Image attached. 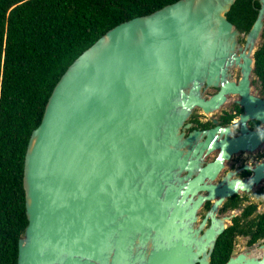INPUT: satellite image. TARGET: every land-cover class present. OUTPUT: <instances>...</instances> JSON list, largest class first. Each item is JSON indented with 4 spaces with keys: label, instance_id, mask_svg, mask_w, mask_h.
<instances>
[{
    "label": "water",
    "instance_id": "95a60500",
    "mask_svg": "<svg viewBox=\"0 0 264 264\" xmlns=\"http://www.w3.org/2000/svg\"><path fill=\"white\" fill-rule=\"evenodd\" d=\"M236 1L178 0L116 25L68 66L26 147L17 264H209L225 227L217 208L264 180L261 162L250 186L215 183L234 155L264 148V98L251 93L264 0L246 34L227 20ZM229 95L240 97L239 134L216 122L186 133L195 109L211 115Z\"/></svg>",
    "mask_w": 264,
    "mask_h": 264
},
{
    "label": "trees",
    "instance_id": "16d2710c",
    "mask_svg": "<svg viewBox=\"0 0 264 264\" xmlns=\"http://www.w3.org/2000/svg\"><path fill=\"white\" fill-rule=\"evenodd\" d=\"M178 0H0V264H17L27 226L23 163L31 132L68 66L116 25ZM259 3L237 0L227 20L246 34ZM263 43L254 76L264 95Z\"/></svg>",
    "mask_w": 264,
    "mask_h": 264
},
{
    "label": "flooded vegetation",
    "instance_id": "af4514ba",
    "mask_svg": "<svg viewBox=\"0 0 264 264\" xmlns=\"http://www.w3.org/2000/svg\"><path fill=\"white\" fill-rule=\"evenodd\" d=\"M231 78L235 83L240 79L238 70L231 71ZM259 84V83H258ZM252 86V82H251ZM260 87V86H259ZM219 88H210L206 91L207 97H211L218 93ZM254 91L252 90L251 93ZM261 92V88H260ZM258 95L264 98L262 92ZM240 97L238 95L227 96L226 102L211 115H205L200 109H195L185 124H190V128L186 130L189 133L193 130L206 131L215 128L217 125L221 127H229L236 134L240 132V125L237 118L243 114V109L239 105ZM217 114L216 116H214ZM247 126L250 130H255L259 127V123L248 121ZM235 129V131H234ZM239 152L230 160L226 161L224 168L219 173L215 183H219L223 178L227 177L229 169L231 172L238 174L242 180H250L254 176L253 171H248L247 164L251 160L252 166L255 167L261 162H264V153L262 157L256 156L257 152ZM214 153L216 155L212 160L209 157ZM218 151H214L208 157L206 162L215 161ZM236 157L237 162L232 166H228L233 158ZM246 158H249L248 160ZM264 180L259 182V185L253 186L249 192H240L234 194L224 200L217 208L214 219L217 221L224 220V230L218 236L213 252L211 253L209 264H226L231 259L243 257L244 259H261L264 255ZM214 201H206L199 213L200 222L205 220V228L208 229L212 225V217L208 215ZM204 230L201 232L203 233Z\"/></svg>",
    "mask_w": 264,
    "mask_h": 264
},
{
    "label": "clouds",
    "instance_id": "9594fccd",
    "mask_svg": "<svg viewBox=\"0 0 264 264\" xmlns=\"http://www.w3.org/2000/svg\"><path fill=\"white\" fill-rule=\"evenodd\" d=\"M242 119V117H241ZM262 127H264V125H261ZM256 131V134L258 135V137L264 141V136L261 135V132H260V129H257L255 130ZM224 155L226 156V153L224 152ZM253 162L251 160L248 161V164H247V168H248V171H253L255 167L252 166ZM260 165H257V167H259ZM226 180H228L229 182V186L233 188L234 191H236L237 188H239L240 186H250L254 181L252 179H250L248 181V184L246 185L242 178L238 175V174H235L233 172H231V170L229 169V172H228V175L226 177ZM233 181H236V183L234 184Z\"/></svg>",
    "mask_w": 264,
    "mask_h": 264
},
{
    "label": "rangeland",
    "instance_id": "374dc122",
    "mask_svg": "<svg viewBox=\"0 0 264 264\" xmlns=\"http://www.w3.org/2000/svg\"><path fill=\"white\" fill-rule=\"evenodd\" d=\"M262 43H263V39H260L259 42H258V46H260ZM252 90H253L254 92H256L258 95L261 96V94H260L261 92H260L259 84H258V82L256 81V79H254L253 77H252ZM194 113H197V112H195V110H194ZM216 115H217V114H215L214 116H216ZM234 131H235V129H234ZM261 153H264V148H263L262 150H260L259 152H257L256 156L262 157V154H261ZM215 155H216V153H214L212 156H210V157H209V160H212V159L214 158ZM237 159H238V158L234 157L233 160H232L230 163H228L227 165H228V166H232L233 163L237 162ZM246 159L248 160L249 158H246ZM258 189H264V187H262V188H258ZM263 196H264V195H263Z\"/></svg>",
    "mask_w": 264,
    "mask_h": 264
}]
</instances>
